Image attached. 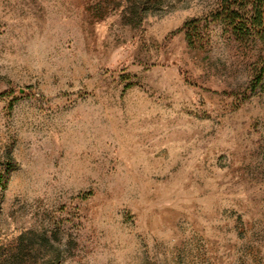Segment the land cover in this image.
<instances>
[{"label":"rangeland","instance_id":"1","mask_svg":"<svg viewBox=\"0 0 264 264\" xmlns=\"http://www.w3.org/2000/svg\"><path fill=\"white\" fill-rule=\"evenodd\" d=\"M231 10L0 0V264H264V26Z\"/></svg>","mask_w":264,"mask_h":264},{"label":"trees","instance_id":"2","mask_svg":"<svg viewBox=\"0 0 264 264\" xmlns=\"http://www.w3.org/2000/svg\"><path fill=\"white\" fill-rule=\"evenodd\" d=\"M251 4L253 6V19L254 24L258 26H264V0H223L224 6L228 7L229 11L236 13L234 10H231L233 5L237 4ZM11 167L8 168L7 173L11 171Z\"/></svg>","mask_w":264,"mask_h":264}]
</instances>
